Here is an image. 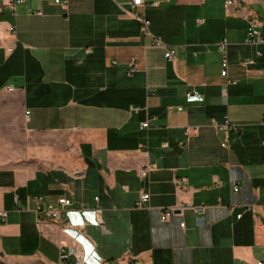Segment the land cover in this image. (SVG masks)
Instances as JSON below:
<instances>
[{"label": "crops", "instance_id": "1", "mask_svg": "<svg viewBox=\"0 0 264 264\" xmlns=\"http://www.w3.org/2000/svg\"><path fill=\"white\" fill-rule=\"evenodd\" d=\"M130 2L0 0L26 135L0 168V264L264 262V44L246 43L264 0ZM61 198L66 224L45 214Z\"/></svg>", "mask_w": 264, "mask_h": 264}, {"label": "built area", "instance_id": "2", "mask_svg": "<svg viewBox=\"0 0 264 264\" xmlns=\"http://www.w3.org/2000/svg\"><path fill=\"white\" fill-rule=\"evenodd\" d=\"M24 0H9V5L12 8H15V6L18 3H22ZM57 4H60L64 9H68L70 6V0H54ZM240 0H226V4L227 6H231L234 3H239ZM131 4V8H130V12L133 13L135 12V10L137 8H140L142 6H144L145 4V0H131L130 2ZM39 14H41V12H39ZM138 18L142 21L143 23V30L144 31H149V25H150V20L148 18H146L145 16H143L142 14L137 15ZM260 24L258 23V20L252 19L250 21V26L247 32V37H246V43L247 44H264V36H262V33L259 29ZM153 44H155L156 46H160L163 47L165 50V57L170 60V61H174L177 57V51L174 48H170L167 44H165V42H162L159 38H155L153 41ZM218 48L220 50V52L222 53V66H223V71L222 74L224 76L228 75V67H229V60H228V42L225 40L221 43L218 44ZM10 51L13 50V48L9 49ZM252 60H246L245 64H249L252 63ZM150 126V122L146 121L142 124L143 128L149 127ZM229 126V121L227 122V124L223 127V128H227ZM224 146H226L227 144H223ZM149 168H145L141 171V174L143 177L147 176ZM235 191L239 190V185L236 184L234 187ZM150 199V194L148 192L143 193L139 200L137 201V206L138 207H142L144 206ZM61 208L55 207L53 205H49L47 207V209L45 210V214L47 217L51 218L54 221L57 222H62L64 224H66L67 222V218L65 216L62 215V210L64 207L71 205V200L67 199V198H61L59 201ZM191 206V205H190ZM173 210H170L168 212H165L163 214V220H167L168 217L172 214ZM7 212L6 211H0V216L3 217L4 219L7 218ZM242 215H240L239 217H241ZM182 227L185 226V223L181 224ZM68 256V253H62L61 255V260L59 262V264H65L64 260L65 258ZM258 264H264L263 261L258 262Z\"/></svg>", "mask_w": 264, "mask_h": 264}, {"label": "rangeland", "instance_id": "3", "mask_svg": "<svg viewBox=\"0 0 264 264\" xmlns=\"http://www.w3.org/2000/svg\"><path fill=\"white\" fill-rule=\"evenodd\" d=\"M20 98L0 93V168L10 165L24 149Z\"/></svg>", "mask_w": 264, "mask_h": 264}]
</instances>
